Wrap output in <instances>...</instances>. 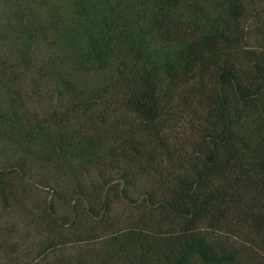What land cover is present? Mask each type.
<instances>
[{"label":"trees","instance_id":"16d2710c","mask_svg":"<svg viewBox=\"0 0 264 264\" xmlns=\"http://www.w3.org/2000/svg\"><path fill=\"white\" fill-rule=\"evenodd\" d=\"M34 1L39 2L0 0V85L10 103L7 111L0 108V134L1 122H7L8 131L22 137H10L23 150L10 166L30 177L36 169L22 154L31 144L38 147L36 160L48 171L36 183L51 194L44 210L57 216L64 202L73 207L78 198L95 199L99 186L108 184L101 139L93 131L76 133L69 122L90 118L103 127L109 113L119 112L137 131L129 135L127 150L138 155L139 164L154 161V179L143 182L141 204L166 205L165 216L181 225L166 232L136 225L111 233L100 240L105 253L129 264H264V245L216 223L230 207L251 203L259 206L253 230L264 234V120L253 124L243 112L264 104V27L263 36L250 44L248 4ZM63 65L69 74L58 72ZM207 70L215 82L206 115L194 127L198 136L190 148L186 140L177 148L176 136L164 133V127L172 132L174 126L164 124L162 95ZM25 100L34 106H25ZM241 150L253 151L250 169L237 160ZM160 155L168 167H157ZM116 172L123 183L119 193L134 205L138 200L128 184L139 178L140 168L120 166ZM1 173L0 194L4 200L15 197L13 183ZM60 181L70 194L62 193ZM157 189L163 194L155 200Z\"/></svg>","mask_w":264,"mask_h":264},{"label":"rangeland","instance_id":"374dc122","mask_svg":"<svg viewBox=\"0 0 264 264\" xmlns=\"http://www.w3.org/2000/svg\"><path fill=\"white\" fill-rule=\"evenodd\" d=\"M32 1L34 4L39 2ZM244 1L248 4L250 13L245 27L247 39L250 44H255L263 36L262 30L259 29L264 27V0ZM68 67L63 65L57 69L58 72L69 74ZM244 70L247 74L246 69ZM28 71L26 82L34 78L32 71ZM214 82L215 77L209 70L196 72L189 79L180 80L174 89L169 88L162 95L166 113L164 124L167 121L174 126L172 132L168 126L164 127V133L176 136L175 147L179 148V143L185 140L189 148L194 145L198 136V134L193 136L196 131L194 127L206 115L212 99L211 87ZM37 97L36 95L35 99ZM8 102L7 95L0 85V108L7 111L10 108ZM23 104L28 107L33 103L25 100ZM112 107L110 106L109 109ZM245 107L243 112L249 113L253 124L264 120V104L260 102L256 108ZM108 115L103 127L98 126L90 118H75L69 122V127L75 128L76 133L93 131L101 139L100 148L104 151L105 159H103L105 165L103 169L106 170L105 178L110 181L107 185L99 186L100 193L95 199L78 198L73 202V207L70 203L64 202L57 216H52L44 210L51 197L50 189L36 183L40 180L41 173L48 171L45 162L40 163L36 160V155L40 153L38 147L31 144L28 146V152L22 154L36 169L37 173H32L33 177L14 170L10 165L23 150L18 143L12 142L10 137L13 135V138L21 140L22 137L19 138V135L8 131L12 129L9 123L1 122L3 134H0V172L6 181L13 183L16 190L13 189L15 197H8L5 200L0 194V264H102L101 259H106L111 264H129L123 256L110 257L109 253H105L106 249L100 243L101 238L136 225L163 232L180 227L179 219L165 216L168 213L166 205L151 209L141 204V199L144 197L140 194L142 189H146L142 186L143 182L154 179L151 172L154 161L139 164L138 155L127 150L130 146L129 135L136 134L137 131H131L132 128L128 126L129 120H126L125 115H119V112ZM239 153L237 160L244 163L243 169H250L248 159L253 155V151L243 150ZM117 158L118 162L115 161ZM158 161L156 165L159 168L169 166L163 155L158 156ZM142 165H144L143 170H141ZM120 166L131 167L134 170L140 168L141 173L136 174L139 178L128 184L130 192L134 194L133 198L138 200L134 205L129 204L128 200L119 193V190L122 193L120 188L123 183L115 178L117 177L115 173ZM60 183L62 193L70 194L69 190H64L65 186L69 187L67 183L64 181ZM106 188H109L108 194L104 193ZM137 194L139 195L136 196ZM162 194V191L157 189L155 200L161 198ZM86 205L93 210L88 211ZM258 208V205L251 203L242 207H230L227 215L219 218L216 223L221 226L220 229L231 230L238 237H251L257 244L264 245V239L261 238L264 234L261 235V231H254L252 226L253 223L258 222V219L255 220L256 213L259 212ZM72 209L73 217H70Z\"/></svg>","mask_w":264,"mask_h":264}]
</instances>
